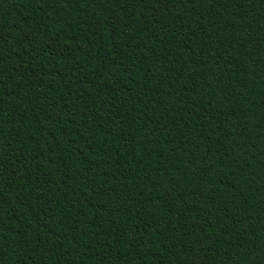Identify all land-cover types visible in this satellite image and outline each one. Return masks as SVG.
<instances>
[{"label": "trees", "instance_id": "trees-1", "mask_svg": "<svg viewBox=\"0 0 264 264\" xmlns=\"http://www.w3.org/2000/svg\"><path fill=\"white\" fill-rule=\"evenodd\" d=\"M0 264H264V0H0Z\"/></svg>", "mask_w": 264, "mask_h": 264}]
</instances>
